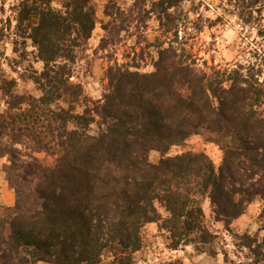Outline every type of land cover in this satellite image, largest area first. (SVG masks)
I'll return each instance as SVG.
<instances>
[{
	"label": "trees",
	"instance_id": "1",
	"mask_svg": "<svg viewBox=\"0 0 264 264\" xmlns=\"http://www.w3.org/2000/svg\"><path fill=\"white\" fill-rule=\"evenodd\" d=\"M54 1L19 0L13 8L14 36L24 47L30 42L43 68L24 75L37 97L16 93V80L3 74L0 137L28 139L54 161L26 192L10 185L15 203L0 205V264H136L148 224L166 233L171 250L192 246L222 255L223 264H264V53L206 72L174 31V41L156 40L152 71L110 66L93 100L71 81L95 30L92 2L61 0L55 8ZM148 1L136 3L141 23L153 13L170 30L188 19L182 6L189 0H152L147 10ZM236 1L264 12L263 0ZM119 9L116 0L104 8L105 46L125 30ZM258 34L264 42V28ZM191 137L216 146L220 163L190 150L169 155ZM206 201L232 250L218 249ZM256 201L263 203L257 232L233 233L231 224Z\"/></svg>",
	"mask_w": 264,
	"mask_h": 264
},
{
	"label": "rangeland",
	"instance_id": "2",
	"mask_svg": "<svg viewBox=\"0 0 264 264\" xmlns=\"http://www.w3.org/2000/svg\"><path fill=\"white\" fill-rule=\"evenodd\" d=\"M137 1L116 0L119 10L125 13L122 17L127 20L123 24L125 30L117 38L114 37L113 43L105 46L102 39L107 34L105 35L101 27L103 23L109 22L104 14L108 0H91L96 26L85 53L73 65L71 81L80 83L84 93L93 100L101 98L106 87L104 74L110 66L137 68L140 72L152 71L151 63L156 58L153 48L156 40L174 41V31H177V41L191 52L197 66L206 72H210L212 68L245 66L248 61L254 60L256 54L264 53V42L258 34L264 28L262 5L247 9L236 0H189L182 6L188 19L182 20L177 29L172 25L169 30L162 29L157 14L151 13L150 18L141 23L135 13L138 10ZM18 2L19 0H0V79L3 74L11 76L17 82L16 93L37 97L39 92L24 75L31 71L41 72L43 64L37 61L35 49L29 41L24 47L21 40L14 36L13 8ZM151 2L149 0L146 3L147 10L150 9ZM263 2L264 0L262 4ZM60 6L61 0L54 1L53 7ZM245 8L253 12L250 23L247 22ZM131 13H134V19L129 20ZM119 21L121 20L117 22ZM3 109L4 101L0 92V112ZM188 150L207 155L216 166L220 163L221 154L217 147L205 143L200 137L189 138L184 146L173 148L169 155ZM158 158L157 153L150 154L152 161ZM53 161V158L43 153H35L28 139L17 144L8 134L0 137V205L13 206L15 200L12 197L14 201H11V196L15 192L11 186L19 184L26 192L27 182L39 176L43 167H52ZM5 185L9 186L8 190ZM157 207L165 217L167 214L164 209L159 205ZM262 207L263 203L260 201L250 204L245 213L231 224V231L240 235L256 233L259 228L257 217ZM203 209L210 228L221 235L218 249L224 247L232 250L233 238L224 231L221 223L212 222L208 201L203 204ZM142 237L143 246L134 255L136 264H223L222 255L210 257L207 253L196 251L192 246L171 250L166 233L160 231L156 224L146 225L142 230Z\"/></svg>",
	"mask_w": 264,
	"mask_h": 264
},
{
	"label": "crops",
	"instance_id": "3",
	"mask_svg": "<svg viewBox=\"0 0 264 264\" xmlns=\"http://www.w3.org/2000/svg\"><path fill=\"white\" fill-rule=\"evenodd\" d=\"M5 186H6L7 190H8L9 189V186H7V185H5ZM2 188H4V187H2ZM12 197L15 200V195L11 196V201H14V200H12ZM12 204H13V202H12ZM12 204H5V205H12Z\"/></svg>",
	"mask_w": 264,
	"mask_h": 264
}]
</instances>
